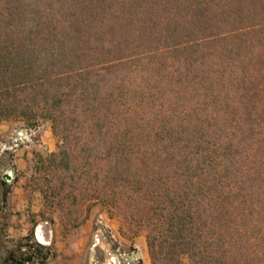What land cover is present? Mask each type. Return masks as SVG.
I'll return each instance as SVG.
<instances>
[{"label":"trees","instance_id":"trees-1","mask_svg":"<svg viewBox=\"0 0 264 264\" xmlns=\"http://www.w3.org/2000/svg\"><path fill=\"white\" fill-rule=\"evenodd\" d=\"M44 121L27 187L65 228L101 205L151 264H264V0H0V122Z\"/></svg>","mask_w":264,"mask_h":264},{"label":"rangeland","instance_id":"rangeland-1","mask_svg":"<svg viewBox=\"0 0 264 264\" xmlns=\"http://www.w3.org/2000/svg\"><path fill=\"white\" fill-rule=\"evenodd\" d=\"M55 150L50 122H0V180L12 177L6 203L0 183V264H37L22 261L30 254L47 255L46 264H151L144 235L123 236L118 219L101 205L77 228H65L44 208L40 193L27 187L29 167L36 153L46 157Z\"/></svg>","mask_w":264,"mask_h":264},{"label":"crops","instance_id":"crops-1","mask_svg":"<svg viewBox=\"0 0 264 264\" xmlns=\"http://www.w3.org/2000/svg\"><path fill=\"white\" fill-rule=\"evenodd\" d=\"M145 264H149V262H146Z\"/></svg>","mask_w":264,"mask_h":264}]
</instances>
